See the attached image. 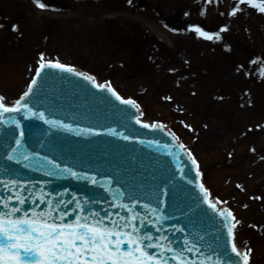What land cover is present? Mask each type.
Returning <instances> with one entry per match:
<instances>
[{
	"label": "rangeland",
	"instance_id": "obj_1",
	"mask_svg": "<svg viewBox=\"0 0 264 264\" xmlns=\"http://www.w3.org/2000/svg\"><path fill=\"white\" fill-rule=\"evenodd\" d=\"M43 58L93 72L163 121L235 213L250 264H264V10L238 0H0L5 99Z\"/></svg>",
	"mask_w": 264,
	"mask_h": 264
},
{
	"label": "water",
	"instance_id": "obj_2",
	"mask_svg": "<svg viewBox=\"0 0 264 264\" xmlns=\"http://www.w3.org/2000/svg\"><path fill=\"white\" fill-rule=\"evenodd\" d=\"M137 114L106 86L97 88L68 69L43 66L16 108L0 107V184L17 181L27 195L25 207L29 200L41 202L40 208L60 203L38 192L58 191L66 197L61 203L76 205L77 215L88 222L110 220L122 230L108 239L119 244L112 247L119 250L114 264H237L229 250L226 215L201 193L189 155L168 133L138 123ZM142 221L148 237L138 243L122 227ZM18 224H11L16 231ZM102 232L87 234L100 238L98 247L105 249ZM27 235L24 244L5 242L0 254L22 257L29 252L32 233Z\"/></svg>",
	"mask_w": 264,
	"mask_h": 264
},
{
	"label": "bare ground",
	"instance_id": "obj_3",
	"mask_svg": "<svg viewBox=\"0 0 264 264\" xmlns=\"http://www.w3.org/2000/svg\"><path fill=\"white\" fill-rule=\"evenodd\" d=\"M0 96H1V98H2V101H4V103H7L5 100H4V98H3V96L0 94ZM238 248H240V246L239 245H236ZM249 264V263H248Z\"/></svg>",
	"mask_w": 264,
	"mask_h": 264
}]
</instances>
